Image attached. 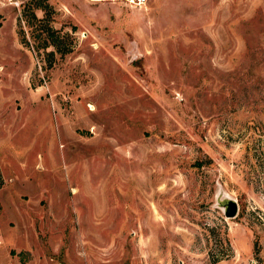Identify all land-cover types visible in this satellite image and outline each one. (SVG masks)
<instances>
[{
    "label": "rangeland",
    "instance_id": "1",
    "mask_svg": "<svg viewBox=\"0 0 264 264\" xmlns=\"http://www.w3.org/2000/svg\"><path fill=\"white\" fill-rule=\"evenodd\" d=\"M42 1L0 0V264H264V0Z\"/></svg>",
    "mask_w": 264,
    "mask_h": 264
},
{
    "label": "water",
    "instance_id": "2",
    "mask_svg": "<svg viewBox=\"0 0 264 264\" xmlns=\"http://www.w3.org/2000/svg\"><path fill=\"white\" fill-rule=\"evenodd\" d=\"M220 202L224 208L225 216L232 217L236 215L238 211V203L236 199L225 196Z\"/></svg>",
    "mask_w": 264,
    "mask_h": 264
},
{
    "label": "trees",
    "instance_id": "3",
    "mask_svg": "<svg viewBox=\"0 0 264 264\" xmlns=\"http://www.w3.org/2000/svg\"><path fill=\"white\" fill-rule=\"evenodd\" d=\"M34 1H35L34 7H41L43 9H45V12H46L47 8H50V5L48 2H44L42 0H34ZM31 15H32V17H36L33 9H31ZM47 28H48V30H52V27L50 25H47ZM53 40H55V39H53ZM54 44L57 45V42L54 41Z\"/></svg>",
    "mask_w": 264,
    "mask_h": 264
},
{
    "label": "built area",
    "instance_id": "4",
    "mask_svg": "<svg viewBox=\"0 0 264 264\" xmlns=\"http://www.w3.org/2000/svg\"><path fill=\"white\" fill-rule=\"evenodd\" d=\"M132 1L135 2V3L140 4V3H143L145 0H132Z\"/></svg>",
    "mask_w": 264,
    "mask_h": 264
}]
</instances>
